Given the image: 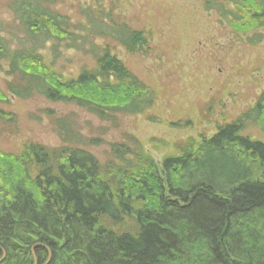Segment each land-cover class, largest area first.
<instances>
[{
	"label": "trees",
	"instance_id": "1",
	"mask_svg": "<svg viewBox=\"0 0 264 264\" xmlns=\"http://www.w3.org/2000/svg\"><path fill=\"white\" fill-rule=\"evenodd\" d=\"M56 1L11 5L25 36L18 48L0 22V61L14 78L7 93L75 104L105 121L153 110L155 89L87 42L106 36L134 51L148 46L144 33L99 21L80 36L82 26L52 11ZM206 7L237 33L264 29V0H210ZM48 43L58 54L63 45H90L96 65L66 78L40 53ZM7 102L0 88V103ZM7 117L0 110V120ZM248 124L264 137V92L212 137L187 143L160 165L131 137L111 146L116 162L105 169L81 149L30 145L20 156L0 154V264H264V142L244 134ZM102 218L134 230L116 231Z\"/></svg>",
	"mask_w": 264,
	"mask_h": 264
},
{
	"label": "rangeland",
	"instance_id": "2",
	"mask_svg": "<svg viewBox=\"0 0 264 264\" xmlns=\"http://www.w3.org/2000/svg\"><path fill=\"white\" fill-rule=\"evenodd\" d=\"M15 1L0 0V22L5 26L4 38L18 48L25 36L11 11ZM208 1L57 0L50 8L73 26H82L77 31L80 36L87 37L99 21L144 33L148 46L134 51L106 36L90 37L87 42L100 52L108 50L155 89V108L145 115L118 114L105 121L75 104L37 95L22 100L7 93V84L14 78L6 75L8 65L0 61V88L8 99L0 103V110L8 115L0 120V154L20 156L30 145L50 152L81 149L105 169L116 162L111 146L128 143L131 137L160 165L165 156L182 152L187 143L212 137L217 125L237 118L264 92V29L237 33L217 12L207 9ZM90 45L80 51L63 45L58 54L48 43L40 53L53 70L71 78L95 67ZM149 116L159 123L148 121ZM244 134L264 142L255 124H248ZM101 223L119 232L134 230L130 222L114 227L102 218Z\"/></svg>",
	"mask_w": 264,
	"mask_h": 264
}]
</instances>
